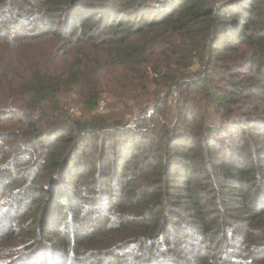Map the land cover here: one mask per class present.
I'll list each match as a JSON object with an SVG mask.
<instances>
[{"label": "trees", "instance_id": "obj_1", "mask_svg": "<svg viewBox=\"0 0 264 264\" xmlns=\"http://www.w3.org/2000/svg\"><path fill=\"white\" fill-rule=\"evenodd\" d=\"M0 264H264V0H0Z\"/></svg>", "mask_w": 264, "mask_h": 264}, {"label": "rangeland", "instance_id": "obj_2", "mask_svg": "<svg viewBox=\"0 0 264 264\" xmlns=\"http://www.w3.org/2000/svg\"><path fill=\"white\" fill-rule=\"evenodd\" d=\"M194 69H195V68H193V70H194ZM75 98H76L75 95H73L72 93H70V94L67 96V99L69 100V101H67V102H68V104H69V103L73 104L72 106L70 105V107H72V109H71L70 111L74 110V111H75V115H77V116H81V115L83 114V111H82V109L80 110V108H77L78 105L74 103ZM75 105H76V106H75ZM78 107H79V106H78ZM135 109H136V110H135ZM96 111H97L96 113H98V114H104V113H106L107 111H105V102H104V104H103V108L99 107ZM136 115H137V108H134L133 112H132L131 114H128V115L126 116V118L129 119V120H131V119L134 118Z\"/></svg>", "mask_w": 264, "mask_h": 264}, {"label": "built area", "instance_id": "obj_3", "mask_svg": "<svg viewBox=\"0 0 264 264\" xmlns=\"http://www.w3.org/2000/svg\"><path fill=\"white\" fill-rule=\"evenodd\" d=\"M103 104H104V103H103V102H101L99 107L103 108Z\"/></svg>", "mask_w": 264, "mask_h": 264}]
</instances>
